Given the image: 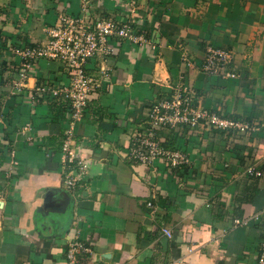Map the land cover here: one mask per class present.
<instances>
[{
    "label": "crops",
    "instance_id": "0c3cea01",
    "mask_svg": "<svg viewBox=\"0 0 264 264\" xmlns=\"http://www.w3.org/2000/svg\"><path fill=\"white\" fill-rule=\"evenodd\" d=\"M127 2L0 0V264H66L74 236L91 248L78 264H254L264 179L245 169L264 171V0ZM62 13L128 21L138 37L113 35L110 52L87 63L97 85L73 123L72 150L86 164L75 190L64 183V111L35 93L62 85L64 70L42 56L19 77L21 52L45 42ZM208 46L232 53L219 73L202 67ZM178 86L195 109L258 129L200 123L167 135L188 159L175 177L127 153L150 104Z\"/></svg>",
    "mask_w": 264,
    "mask_h": 264
},
{
    "label": "built area",
    "instance_id": "2783aa9c",
    "mask_svg": "<svg viewBox=\"0 0 264 264\" xmlns=\"http://www.w3.org/2000/svg\"><path fill=\"white\" fill-rule=\"evenodd\" d=\"M135 3L136 0H128L127 6L133 8ZM86 17L59 14L56 26L48 30V39L38 48H28L21 52L24 61L19 69L20 78L25 76L33 60L42 56L59 61L64 70L66 79L62 85L50 86L46 83L39 84L35 88V93H40L42 98H60L64 102L63 134L65 138L61 148L63 165L76 158L71 146L73 123L83 119L84 110L97 85L96 79L86 73L87 63L93 62L97 54L110 52V38L113 35L133 42L138 40L136 30L130 26L128 21L115 18H100L91 21ZM231 60L232 53L229 50L208 46L202 67L207 73L215 74L230 65ZM223 76L234 78L236 75L226 72ZM192 96L191 90L178 86L168 98L155 100L150 104L146 113L145 126L140 131L134 132L130 138L127 157L132 162L149 166L154 161L160 160L166 167L175 170V177H179L181 167L188 163V159L179 149H169L161 145L167 135L171 134L175 139L181 133L190 134L200 123L206 129L235 128L239 131L258 129L255 126L249 127L247 124L209 114L204 109H195L191 104ZM77 166L78 168L71 169L65 175L64 183L70 190L73 189L74 178L77 174L86 170V164L82 160L77 162ZM245 172L248 176L264 179V171L253 166L247 167ZM255 219L263 235L255 250L254 264H264V220L262 216H255ZM233 223L244 224L245 220L238 219ZM163 232L170 236L167 229H163ZM90 252V244L74 236L65 247L66 264H78V256Z\"/></svg>",
    "mask_w": 264,
    "mask_h": 264
},
{
    "label": "trees",
    "instance_id": "16d2710c",
    "mask_svg": "<svg viewBox=\"0 0 264 264\" xmlns=\"http://www.w3.org/2000/svg\"><path fill=\"white\" fill-rule=\"evenodd\" d=\"M52 103H54L55 105H57V104H59V106H57V111H61V112H63L64 110H63V106H64V102L62 101V100H60V98H54V101L52 102ZM146 120H147V116H145V122H146ZM218 129H220V128H218ZM220 130H223V131H225L226 129H220ZM222 131L221 132H219V134H221L222 135ZM64 138H65V136H64ZM62 144H63V142H62ZM172 144H174V141L172 140V138L170 139V140H168V138H166V140H164V142H162V144L161 145H163V147H165V148H171V146H172ZM62 148V147H61ZM79 160H81V159H78V158H75L72 162H66L65 163V168H64V175L66 174V173H68L71 169H76V168H78V166H77V162L79 161ZM83 161V160H82ZM84 162V161H83ZM77 183H75L74 184V186H73V189L75 190V187H77ZM72 189V190H73Z\"/></svg>",
    "mask_w": 264,
    "mask_h": 264
},
{
    "label": "water",
    "instance_id": "95a60500",
    "mask_svg": "<svg viewBox=\"0 0 264 264\" xmlns=\"http://www.w3.org/2000/svg\"><path fill=\"white\" fill-rule=\"evenodd\" d=\"M66 205V201L61 202L60 204L57 205H53L54 209H56L55 211L59 212L62 211L63 207H65Z\"/></svg>",
    "mask_w": 264,
    "mask_h": 264
}]
</instances>
